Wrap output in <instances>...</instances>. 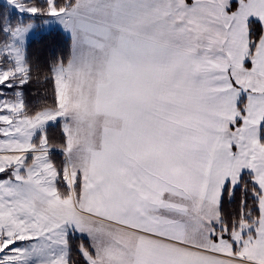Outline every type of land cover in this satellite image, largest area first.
<instances>
[{
    "label": "snow or ice",
    "instance_id": "snow-or-ice-1",
    "mask_svg": "<svg viewBox=\"0 0 264 264\" xmlns=\"http://www.w3.org/2000/svg\"><path fill=\"white\" fill-rule=\"evenodd\" d=\"M6 5L0 264H264V0Z\"/></svg>",
    "mask_w": 264,
    "mask_h": 264
},
{
    "label": "trees",
    "instance_id": "trees-1",
    "mask_svg": "<svg viewBox=\"0 0 264 264\" xmlns=\"http://www.w3.org/2000/svg\"><path fill=\"white\" fill-rule=\"evenodd\" d=\"M5 9L0 3V12ZM34 53L41 58L66 57L71 50V38L62 31L43 32L32 40Z\"/></svg>",
    "mask_w": 264,
    "mask_h": 264
},
{
    "label": "rangeland",
    "instance_id": "rangeland-1",
    "mask_svg": "<svg viewBox=\"0 0 264 264\" xmlns=\"http://www.w3.org/2000/svg\"><path fill=\"white\" fill-rule=\"evenodd\" d=\"M0 3L3 4L5 8L7 7L6 0H0ZM38 24L39 27L36 29V35L34 37L39 36L43 32H49L54 30V31H62L67 37L70 38V34L65 32L62 25H59V23L57 22H47V23L38 22Z\"/></svg>",
    "mask_w": 264,
    "mask_h": 264
},
{
    "label": "crops",
    "instance_id": "crops-1",
    "mask_svg": "<svg viewBox=\"0 0 264 264\" xmlns=\"http://www.w3.org/2000/svg\"><path fill=\"white\" fill-rule=\"evenodd\" d=\"M71 38V37H70Z\"/></svg>",
    "mask_w": 264,
    "mask_h": 264
}]
</instances>
